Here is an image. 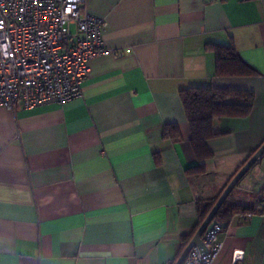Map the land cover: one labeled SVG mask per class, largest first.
<instances>
[{"label":"crops","instance_id":"1","mask_svg":"<svg viewBox=\"0 0 264 264\" xmlns=\"http://www.w3.org/2000/svg\"><path fill=\"white\" fill-rule=\"evenodd\" d=\"M108 52L81 97L0 107V264H174L198 206L264 142V0H85ZM207 44H232L254 76L216 73ZM189 87L251 90L245 117H215L199 164L179 98ZM176 125L180 137H164ZM262 198L263 202L257 203ZM253 205L223 228L215 264H264V155L233 188ZM186 244V245H187Z\"/></svg>","mask_w":264,"mask_h":264},{"label":"built area","instance_id":"2","mask_svg":"<svg viewBox=\"0 0 264 264\" xmlns=\"http://www.w3.org/2000/svg\"><path fill=\"white\" fill-rule=\"evenodd\" d=\"M105 20L85 0H0V107L30 109L81 97L92 58L108 52ZM220 223L204 231L181 264H215L222 248ZM234 252L230 264H240Z\"/></svg>","mask_w":264,"mask_h":264},{"label":"trees","instance_id":"3","mask_svg":"<svg viewBox=\"0 0 264 264\" xmlns=\"http://www.w3.org/2000/svg\"><path fill=\"white\" fill-rule=\"evenodd\" d=\"M207 49L213 51L216 62V73L226 76H254L257 72L243 63L232 44H207ZM179 98L183 107L186 120L191 131V146L199 161L197 166L188 168V174H198L205 171L204 162L212 157L208 147V140L217 136L212 127L215 117H245L249 114L254 94L251 90L223 89L213 87H189L179 91ZM164 137L177 139L180 137L176 125H166ZM235 188V187H234ZM233 190V189H232ZM231 193L224 200L214 215L217 223H227L231 217L238 213L253 211V205H241L231 201ZM215 200L199 204L198 225L212 208ZM263 202L259 198L257 203ZM264 212V206L261 210ZM187 240H183V249ZM182 249V251H183Z\"/></svg>","mask_w":264,"mask_h":264},{"label":"water","instance_id":"4","mask_svg":"<svg viewBox=\"0 0 264 264\" xmlns=\"http://www.w3.org/2000/svg\"><path fill=\"white\" fill-rule=\"evenodd\" d=\"M264 155V142L262 145L254 152V154L241 166V168L233 175V177L230 179V181L227 183V185L224 187L223 191L213 204L212 208L208 212V214L205 216L197 230L195 231L194 235L186 245V247L181 252L180 256L176 260L174 264H181L184 260L185 256L187 255L188 251L193 246H198L203 251H205V247L202 243L201 237L204 231H207L210 229L214 223H216V220L214 219V215L219 209V207L222 205L224 200L227 198L229 193L232 191V189L236 186V184L239 182V180L243 177V175L247 172V170L255 163L257 160ZM223 228L227 226V223L221 224Z\"/></svg>","mask_w":264,"mask_h":264}]
</instances>
